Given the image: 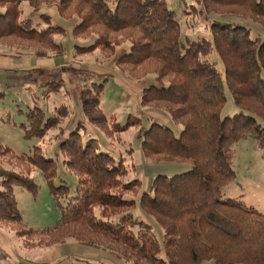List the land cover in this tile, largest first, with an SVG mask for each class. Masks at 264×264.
<instances>
[{"label": "trees", "instance_id": "obj_1", "mask_svg": "<svg viewBox=\"0 0 264 264\" xmlns=\"http://www.w3.org/2000/svg\"><path fill=\"white\" fill-rule=\"evenodd\" d=\"M26 1L34 7L54 3L62 17L77 16L74 35H96L90 45L78 46L81 52L101 48L115 54L129 42L116 64L134 78L156 74L158 81L144 88L142 104L165 108L184 126L177 136L170 126L152 122L139 132L141 148L154 162L189 163L191 168L172 176L159 174L142 191L141 179H127L125 160L96 138L84 139L78 125L60 144L63 164L77 177L72 186L56 182L58 162L41 147L18 156L0 145L1 153L11 154L24 168L0 170V222L10 224L30 246L74 236L115 247L135 264H264V213L224 197L225 187L237 178L230 148L251 138L264 149V36H254L247 25L216 20L212 38L184 40L166 0H116L114 8L109 0H0V40L16 37L56 46L52 34L63 26L42 15L47 26L41 28L24 16L21 5ZM198 2L206 14L249 17L264 26V0ZM213 54L224 72L209 59ZM92 85L99 104L106 82ZM228 93L239 111L223 117ZM68 113L62 105L48 116L35 104L27 112L25 136H44L59 125L58 114ZM135 122L140 125L116 120L114 127L125 131ZM37 167L62 212L60 224L47 230L24 223L15 189L38 191L30 175Z\"/></svg>", "mask_w": 264, "mask_h": 264}, {"label": "rangeland", "instance_id": "obj_2", "mask_svg": "<svg viewBox=\"0 0 264 264\" xmlns=\"http://www.w3.org/2000/svg\"><path fill=\"white\" fill-rule=\"evenodd\" d=\"M114 8L116 0H109ZM181 24L182 39L199 40L212 38V23L216 20L251 27L253 35L264 36V26L249 17L227 13L206 14L200 9L198 0H166ZM24 16L32 18L41 28L47 26L42 15L63 30L53 33L56 46L37 43L16 37L0 40V60L7 62L0 67V145L8 146L18 155L32 154L34 147L42 148L47 158L58 162L56 182L65 180L76 185L77 177L62 162L60 144L69 132L81 125L84 139L96 138L100 145L125 160L129 173L127 179L139 178L142 191L149 190L153 179L159 174L175 175L187 171L191 164L172 161L154 162L141 148L139 132L149 128L154 121L170 126L179 136L183 125L173 114L161 107L145 106L142 95L145 87L157 84L156 74L134 78L116 64L118 55L129 50V42L117 47L115 54L101 48L81 52L78 46L90 45L96 35L75 36L77 16L62 17L54 3L39 7L23 2ZM224 72V66L216 54L208 56ZM106 82L100 103L96 104L95 87L92 83ZM58 84V85H57ZM59 88V89H58ZM58 89V90H56ZM88 90H92L91 92ZM38 104L48 116L54 115L62 105H67L68 114H58L57 127H52L42 137L27 138L29 128L27 112ZM239 111L230 93L222 116ZM121 125L132 123L125 131H117L114 122ZM0 149V170L23 171L18 159L3 154ZM237 178L224 189V197L240 199L248 206L264 213V149L251 138H244L229 150ZM30 175L39 185L34 192L17 186L16 195L24 223L37 230L58 226L62 212L50 193L47 179L40 168ZM27 242V241H26ZM24 237L17 235L11 225L0 222V264H135L113 247L102 243H90L74 236L60 243L27 245ZM204 264H215L212 260Z\"/></svg>", "mask_w": 264, "mask_h": 264}, {"label": "crops", "instance_id": "obj_3", "mask_svg": "<svg viewBox=\"0 0 264 264\" xmlns=\"http://www.w3.org/2000/svg\"><path fill=\"white\" fill-rule=\"evenodd\" d=\"M7 64V62H3L2 60H0V67H4Z\"/></svg>", "mask_w": 264, "mask_h": 264}]
</instances>
